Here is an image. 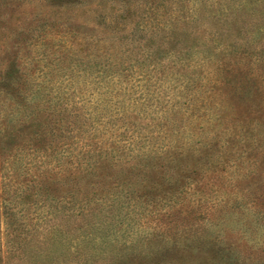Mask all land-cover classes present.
<instances>
[{"label":"rangeland","instance_id":"rangeland-1","mask_svg":"<svg viewBox=\"0 0 264 264\" xmlns=\"http://www.w3.org/2000/svg\"><path fill=\"white\" fill-rule=\"evenodd\" d=\"M36 101L64 132L0 166V264H264V0H0V113Z\"/></svg>","mask_w":264,"mask_h":264},{"label":"trees","instance_id":"trees-1","mask_svg":"<svg viewBox=\"0 0 264 264\" xmlns=\"http://www.w3.org/2000/svg\"><path fill=\"white\" fill-rule=\"evenodd\" d=\"M249 5H245L242 1L236 2V6H233V9H241L244 10L248 7ZM240 16V15H237ZM236 20H239V18L237 17ZM112 23V22H111ZM253 22H251L252 24ZM169 28L170 34L171 36H173L174 38L181 36L182 39L184 41L185 38H183L182 35H180L181 33H179V31L177 30V26L176 24L167 26ZM163 30H165V28H163ZM168 31V30H167ZM168 31V32H169ZM195 36V35H194ZM228 51L227 47H224V50H222L220 53L221 54H225ZM231 53V51H230ZM191 53H188L187 56L190 57ZM236 52H234V58H235V62L238 65L237 68H239L238 70H241L240 66H248L249 63L247 62L246 58H242V63L240 60V57L238 58V55ZM189 58H187L188 60ZM221 63V62H220ZM222 67L219 68L218 66L214 67L212 70L214 73H216L217 71H220L222 69V73L226 72L229 73V71L227 70L228 67L231 68L230 64L227 66L224 62L220 64ZM244 68V67H243ZM232 72V71H231ZM224 82H221L219 79H217V81L220 84H224L225 88H227L230 84V79L226 76V77H222ZM9 81V80H8ZM10 82V81H9ZM217 85H215V89H216ZM7 93V92H6ZM12 95V93H10ZM17 98H12V100H16ZM19 103V102H18ZM28 107V106H27ZM32 107H34V109L29 113V115H22L21 111L19 110V108H12L9 112H4V114L0 113V166H3V174H5L6 170L7 172H9L10 170H8V166L12 165L9 163L10 159L12 157H15L14 155L12 156V154H14L17 150H20L23 148V144L24 143H36L37 141H41L42 143L45 141V139L47 138H52L54 139L58 134L56 131H59L61 134L64 132L62 130L61 127H59L58 129L56 128H51V130L54 131L50 132L48 134V130H45V127H47L44 122H42L40 120L41 118V113L45 112V109L48 108L47 107H40V103L38 101H36L34 104H32ZM53 114L51 116L56 117L54 124H56L57 122H64L65 118L64 116L60 117L62 114V111L59 110L58 115L55 116L54 113L56 112L55 108L52 110ZM21 114V117H19V115ZM33 115H35L36 117H33ZM29 118V123L26 125V119L25 117ZM60 117V118H59ZM162 129L165 126H161ZM161 128H158L157 130L153 131L150 133V139H156V137H154L153 133H157V134H161L163 133V130ZM70 135L65 136L66 139L70 138ZM74 139V137H72ZM73 143L67 144L64 143L62 147H60L58 150V152L60 151H64V154L62 156L58 157L57 160V166H55L54 169L57 170H42L40 172V174H38V177L40 178V183H41V189L45 190L46 186L50 185V184H58L56 182L62 183V179L65 178V176H63V173H69L71 170H65L63 171V165H62V160L68 156H70L68 154V148H70V146ZM30 147H35L34 144L30 145ZM59 147V146H58ZM37 149V150H36ZM34 148L31 152H29L28 154H26V156L24 157H19L18 159L15 160H21L22 162L25 161L26 157L30 156V155H34L35 153H38V151H43L44 153L41 154L42 158H48L50 159L49 162H44V164H48L51 163L53 165H56L53 163L52 161V157L54 155V152H52V150L54 149V145L53 144H49L45 147H38V148ZM50 154V155H48ZM100 164L101 166L104 165L105 163L109 164V166L111 167H118L117 165H115L114 163H112V160H105L103 162L97 161L94 162L93 165L88 166L95 168L96 164ZM9 164V165H8ZM8 165V166H5ZM48 166V165H47ZM99 169V168H98ZM18 171H21L22 174L21 176H19L17 174ZM11 173L15 174V178H9L6 176H0V192L1 189L6 188V186H11L10 184L6 185L5 183H3V180H7V179H11V180H16L18 181V179L20 177H26L30 174V169L27 166H23V168L20 169H15V170H11ZM2 175V174H1ZM4 177V178H3ZM21 187L23 186V182H20Z\"/></svg>","mask_w":264,"mask_h":264}]
</instances>
